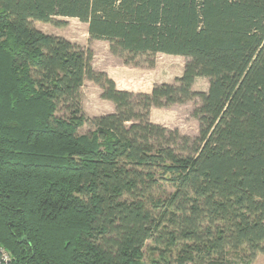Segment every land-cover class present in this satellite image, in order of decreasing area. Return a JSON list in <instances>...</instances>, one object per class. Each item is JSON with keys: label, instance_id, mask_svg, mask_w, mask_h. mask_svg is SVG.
I'll return each mask as SVG.
<instances>
[{"label": "trees", "instance_id": "trees-1", "mask_svg": "<svg viewBox=\"0 0 264 264\" xmlns=\"http://www.w3.org/2000/svg\"><path fill=\"white\" fill-rule=\"evenodd\" d=\"M57 16L126 65L179 55L182 73L118 89L90 49L33 25ZM85 80L113 111L84 113ZM188 101L196 135L149 119ZM0 246L7 264L264 255V0H0Z\"/></svg>", "mask_w": 264, "mask_h": 264}, {"label": "rangeland", "instance_id": "rangeland-1", "mask_svg": "<svg viewBox=\"0 0 264 264\" xmlns=\"http://www.w3.org/2000/svg\"><path fill=\"white\" fill-rule=\"evenodd\" d=\"M55 18L63 20L64 25L57 26L52 22L40 21L33 22V25L44 33L64 37L82 49H90L92 67L95 70L105 68L111 71L118 89L120 87L133 92H149L154 83L173 81L174 74L178 73L179 66L183 62L182 56L158 53L155 55V64L152 67L146 66L144 60H141L138 66L126 65L121 58L110 52L107 41L89 38L85 22L62 16ZM207 85V79L199 77L194 84V89L206 90ZM81 91L82 107L86 115L92 117L113 111V104L100 98V88L92 81L85 80ZM193 106L194 102L188 101L167 107H151L149 119L169 129H177L181 134L193 136L198 131V122L191 115ZM86 130L87 126L84 125L79 131ZM146 264L149 263L146 262ZM251 264H264V255L257 254Z\"/></svg>", "mask_w": 264, "mask_h": 264}, {"label": "crops", "instance_id": "crops-1", "mask_svg": "<svg viewBox=\"0 0 264 264\" xmlns=\"http://www.w3.org/2000/svg\"><path fill=\"white\" fill-rule=\"evenodd\" d=\"M158 54V53H157ZM162 54V53H161ZM182 58H183V62H181V66H179V70H178V73H175L174 74V76H173V78H175V77H178L181 73H182V70H183V65H184V62H185V57H183L182 56ZM99 70H103V71H105V72H107V74L109 75V77H111L113 80L115 79L114 78V75L112 74V72L111 71H108V69H105V68H100ZM197 79H199V78H197ZM197 79L195 80V82L197 81ZM163 82H169V81H163ZM160 83V82H159ZM195 84V83H194ZM193 88H194V85H193ZM119 89H121L120 87H119ZM151 90V89H150ZM100 92V91H99ZM110 102V101H109ZM112 103V102H111ZM113 104V103H112ZM113 109H114V105H113Z\"/></svg>", "mask_w": 264, "mask_h": 264}, {"label": "built area", "instance_id": "built-area-1", "mask_svg": "<svg viewBox=\"0 0 264 264\" xmlns=\"http://www.w3.org/2000/svg\"><path fill=\"white\" fill-rule=\"evenodd\" d=\"M11 259L9 253L0 246V264H7Z\"/></svg>", "mask_w": 264, "mask_h": 264}]
</instances>
